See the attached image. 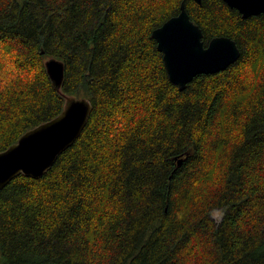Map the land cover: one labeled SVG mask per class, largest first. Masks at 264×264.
I'll return each instance as SVG.
<instances>
[{"label":"trees","instance_id":"1","mask_svg":"<svg viewBox=\"0 0 264 264\" xmlns=\"http://www.w3.org/2000/svg\"><path fill=\"white\" fill-rule=\"evenodd\" d=\"M182 2L205 46L229 37L241 57L180 91L152 32ZM48 58L65 63L62 94L93 111L42 178L0 192V264H264V13L0 0V153L62 112Z\"/></svg>","mask_w":264,"mask_h":264},{"label":"water","instance_id":"2","mask_svg":"<svg viewBox=\"0 0 264 264\" xmlns=\"http://www.w3.org/2000/svg\"><path fill=\"white\" fill-rule=\"evenodd\" d=\"M195 1L202 3V0ZM224 1L244 18L264 13V0ZM152 37L163 55L171 83L180 91L197 76L224 71L241 57L240 48L229 37H216L205 46L203 29L191 19L184 2L178 14L153 30ZM45 67L55 89L62 94L65 63L48 58ZM62 95L65 104L56 118L27 131L17 143L0 153V192L20 175L42 178L58 157L81 137L93 106L85 98ZM181 164L182 160L178 162Z\"/></svg>","mask_w":264,"mask_h":264},{"label":"rangeland","instance_id":"3","mask_svg":"<svg viewBox=\"0 0 264 264\" xmlns=\"http://www.w3.org/2000/svg\"><path fill=\"white\" fill-rule=\"evenodd\" d=\"M212 218L217 222L220 223L223 216H224V211L222 210H214L211 212Z\"/></svg>","mask_w":264,"mask_h":264}]
</instances>
